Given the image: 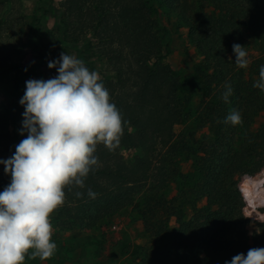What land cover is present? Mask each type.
Instances as JSON below:
<instances>
[{"label": "trees", "instance_id": "obj_1", "mask_svg": "<svg viewBox=\"0 0 264 264\" xmlns=\"http://www.w3.org/2000/svg\"><path fill=\"white\" fill-rule=\"evenodd\" d=\"M7 2L0 0V5ZM54 2H34L25 35L30 57L9 65L0 59L10 152L15 153L27 135L20 134L25 109L19 101L25 82L46 80L44 68L50 57L42 28ZM161 4L188 29V38L201 55L195 67L198 77L187 91L163 60L152 17L159 12L154 0H61L62 41L75 43L86 67L92 61L81 40L90 36L94 41L92 54L111 69L100 81L121 115L123 133L114 149L97 144L93 154L97 165L84 178V187L65 186V201L58 210L71 222L88 226L135 207L153 243L143 248L139 261L126 264H224L251 248H264V220L243 211L247 203L248 212L253 205L264 210V174H258V181L257 175L248 176L264 167V91L253 87L264 65V0H161ZM0 20L2 31L11 19ZM248 37L259 40L257 50L248 54V67L239 68L232 46L238 43L247 51ZM6 48L0 44V52ZM228 84L232 94L225 102ZM234 109L242 116V123L235 126L225 123ZM258 116L262 121L255 125ZM124 151L131 155L126 158ZM10 182L4 172L0 191ZM172 184L175 191L169 198ZM89 189L95 198L88 195ZM253 190L255 199L250 195ZM250 223L257 228L252 243L247 234ZM32 253L29 249L25 257Z\"/></svg>", "mask_w": 264, "mask_h": 264}, {"label": "clouds", "instance_id": "obj_2", "mask_svg": "<svg viewBox=\"0 0 264 264\" xmlns=\"http://www.w3.org/2000/svg\"><path fill=\"white\" fill-rule=\"evenodd\" d=\"M235 64L247 68L250 61L245 46L234 43ZM58 75L50 79H29L19 103L22 113L21 135L15 153L0 159L11 182L0 191V264H22L29 249L42 260L54 255L50 214L65 201V186L84 187L98 157V143L109 149L120 144L123 133L121 115L97 71H90L81 59L61 52L48 61ZM27 71V69H25ZM223 99L232 94L226 85ZM253 87L264 91V65ZM242 123L233 110L225 123ZM78 196L81 193H77ZM88 195L95 198L89 189ZM224 264H264V248H251Z\"/></svg>", "mask_w": 264, "mask_h": 264}, {"label": "rangeland", "instance_id": "obj_3", "mask_svg": "<svg viewBox=\"0 0 264 264\" xmlns=\"http://www.w3.org/2000/svg\"><path fill=\"white\" fill-rule=\"evenodd\" d=\"M35 0H9V3L0 5V17L10 18L11 22L4 24L0 31V44L3 43L7 48L3 53L0 52V59L4 63L17 64L24 59L30 57L29 47L26 42V27L30 20L32 7ZM61 0H55L50 12L48 13L44 26L42 28V39L49 53V60L58 59L61 52H66L78 59L74 48V44L63 43L61 30L59 26V18L61 15ZM154 6L158 11L152 13L154 20V29L160 37L161 53L164 55V62L174 71L182 82L181 88L184 91L191 89L198 77L196 73V65L201 62V55L198 50L191 44L188 38V29L180 24L176 17L171 14L162 4L161 0H154ZM2 19V18H1ZM1 22V20H0ZM85 49L88 52V59L92 61L91 66L87 68L91 71H97L100 75H109L110 67L105 63L104 59L96 57L92 54L94 51V41L90 36L87 41L84 39ZM247 51L252 56L257 50L259 40L248 37ZM80 42V41H78ZM82 42V44H83ZM87 43L89 46H87ZM8 52V53H7ZM4 64V65H5ZM46 72V80L54 78L58 75L56 69H49L48 63L44 68ZM194 104L198 103V96L193 98ZM9 108L5 95L0 91V159L10 158L14 152L8 150V136L4 121L8 116ZM262 117L258 116L255 125L260 124ZM126 158L131 152L124 151ZM187 163L183 164V168H187ZM4 173V165L0 164V176ZM264 174V167L250 177ZM243 177V176H242ZM241 177V179H242ZM259 176L256 181H258ZM240 179V181H241ZM261 183H264V177ZM174 184L168 188V197L174 194ZM256 188V187H255ZM254 188V189H255ZM251 197L257 198L255 190L250 191ZM248 204V203H247ZM246 204V205H247ZM245 205V206H246ZM243 211L246 215L253 219L264 220V210L257 209L253 205V211ZM57 209L50 214V223L52 225V240L57 244L54 255L48 259L42 260L39 255L32 254L25 257L22 264H126L130 261H139L143 248L153 243L150 236L145 233L137 209L133 206L126 207L109 217H104L95 224L81 226L71 222L65 218L63 212ZM186 210L185 217L190 215V208L184 205ZM171 229L174 224L171 223ZM248 241L250 243L257 237V228L254 223H250L247 228ZM168 239V235L160 240L162 244ZM159 243L158 240H154ZM35 249H33V252Z\"/></svg>", "mask_w": 264, "mask_h": 264}]
</instances>
